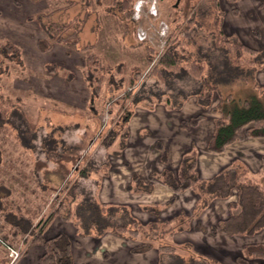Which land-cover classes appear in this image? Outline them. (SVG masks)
Segmentation results:
<instances>
[{
  "label": "rangeland",
  "instance_id": "374dc122",
  "mask_svg": "<svg viewBox=\"0 0 264 264\" xmlns=\"http://www.w3.org/2000/svg\"><path fill=\"white\" fill-rule=\"evenodd\" d=\"M122 3L123 0H0V186L9 189L8 193L0 190V206L5 212L28 214V197H24L38 186L29 171L63 162L72 175L60 192H49L52 202L47 209L51 213L58 207L62 217L75 211L77 220L81 207L82 219L77 227L81 232L99 234L94 204L102 203L99 191L111 163L104 142L122 137L126 115L134 105H179L196 95L203 80L188 73L187 62L193 60L203 62L205 69L207 62L212 70L220 69L218 73L210 69L205 78L218 87L216 103L219 95L231 93L239 100L258 94L256 71L264 65L255 68L242 62L238 55L243 50L237 45L233 48L229 41L260 49L254 41H264V0H243L241 4L226 0H133L131 16L129 10L122 9ZM53 10L51 18L55 21L79 18V49L56 44L50 52L39 51L37 41L44 33L34 18ZM225 20H230L227 30ZM164 25L168 31L163 34ZM220 28L224 29L222 36ZM141 35L145 38L141 39ZM8 43L16 51L9 49ZM91 45V50L83 49ZM169 47L177 54L180 68L173 71L160 66L154 70ZM90 52L104 63L100 84L86 75ZM54 62L61 67L57 73L46 69L48 63ZM70 73L72 80L68 79ZM134 81L137 84L130 89ZM119 150L120 143L112 148L115 153ZM83 170L88 176H80ZM30 201L40 206L45 202L35 197ZM105 209L113 225L137 227L131 208L109 203ZM132 211L138 212V207ZM147 217L155 220L152 215L145 216L144 222ZM84 223L93 226L86 229ZM0 225V236L11 234L12 225L2 212ZM166 227V223L164 228L162 223H151L146 231L143 229L146 234L135 240L153 241L156 245L174 243ZM8 239L16 246L24 241L14 240L11 235ZM175 243L176 253L164 254L162 264L199 262L185 258L186 247ZM0 259L8 264L7 249L1 244ZM202 264L212 263L203 260Z\"/></svg>",
  "mask_w": 264,
  "mask_h": 264
},
{
  "label": "crops",
  "instance_id": "0c3cea01",
  "mask_svg": "<svg viewBox=\"0 0 264 264\" xmlns=\"http://www.w3.org/2000/svg\"><path fill=\"white\" fill-rule=\"evenodd\" d=\"M242 2L243 0L238 3ZM227 21L230 20H225V30ZM240 27L238 23V28ZM254 43L258 48L264 47V41ZM210 69L212 70V67L207 62L205 78ZM212 71L218 73L220 69ZM256 74L259 83L264 85V68L258 69ZM200 113L205 114V118L196 126L190 128L181 126L183 120H189ZM218 117H220L218 112L203 109L198 104L196 95H190L179 105L164 103H155L151 106L139 103L134 105L130 114L126 115L122 137H118L108 147L106 156L110 157L111 163L105 172L99 196L102 203L131 208V214L135 215L136 221L143 223L145 231L151 223L153 225L162 223L163 228L166 223L165 231L169 229L174 231L172 240L180 243L181 247H186L185 258L199 260L197 264H202L203 260L212 264H240L238 257L243 246L251 242H264V229L254 236L211 233L213 224L230 215L229 202L237 201V193L234 192L229 199L214 198L201 211L198 209L199 193L193 190L176 193L159 178L166 167L177 172L182 157L194 150L198 155L197 170L200 178L204 180H210L228 171L236 175L243 172L254 175L259 171L264 158V137H245L231 143L223 151H212L208 148ZM157 141L162 142L168 151L167 163L163 161L160 151L155 146ZM119 143L121 150L113 152L112 148ZM134 172H137L144 181L153 183L152 192L126 190V185L132 181ZM28 175L31 179L34 176L32 180L38 185L36 189L28 187L30 196L24 197L25 199L28 197V215L34 219L35 224L43 215L50 213L47 209L48 203L52 202L49 192L54 193L63 189L66 179L72 174L62 162L57 163L55 167H40L36 172L31 169ZM173 196H177L175 202L163 207L162 205ZM30 197L41 198L45 202L40 206L32 203ZM74 204L75 202H72V206ZM135 207H138V212L132 211ZM52 212L46 217L48 218ZM151 215L155 220L147 217V221L144 222L145 216ZM74 217L73 215L72 219L67 220L62 218L61 214L56 215L44 232L46 238H52L61 232L69 235L72 240L74 264H162L164 253L158 249L133 253L132 248L141 242L135 240V237L131 239L129 235L121 236L111 231L102 234L95 231L81 232L77 227L79 219L76 220ZM0 227L2 228V225ZM167 234L170 235L168 232ZM24 248V255L16 264H39L44 246L29 240L28 243H24ZM259 261L264 262L252 259L250 264H258Z\"/></svg>",
  "mask_w": 264,
  "mask_h": 264
},
{
  "label": "trees",
  "instance_id": "16d2710c",
  "mask_svg": "<svg viewBox=\"0 0 264 264\" xmlns=\"http://www.w3.org/2000/svg\"><path fill=\"white\" fill-rule=\"evenodd\" d=\"M226 1L238 3L241 0ZM132 2L133 0H123L121 4L123 10H129L128 14L130 16L133 12L132 9L130 10ZM216 6H219L218 2ZM55 11L56 10L49 13L38 14L34 18L44 33V36L37 41L39 51L42 53L50 52L54 49L56 44H64L73 49H79L80 32L82 30V25H78L79 18L75 17L65 22L55 21L51 18ZM42 17H46L48 20L44 22ZM219 33L220 36L224 35V29L220 28ZM167 38L170 39L171 35L167 36ZM229 43L233 48L237 45V47L243 50V54L239 53L238 55L242 62L254 67L264 65V47L256 49L240 42L232 44V42L229 41ZM7 47L12 51H16V48L10 43L7 44ZM93 47L94 45L85 46L83 49L91 50ZM86 62L88 66L86 72L88 79L91 81L94 80V82L97 81L100 84L102 82V74L100 72L103 70L104 64L101 57L90 52ZM151 62L152 61H150V63ZM160 66L173 71H177L180 68V61L174 49L169 47L163 52L155 63L154 70L156 69L157 71ZM60 68L61 67L55 62L46 65V69L51 73H57ZM187 70L193 78L203 80L200 91L195 92L198 104L203 109H212L220 114V117L215 120L216 128L208 144L210 150L223 151L231 143L245 137H264V85L256 84L255 86L257 87L258 94H254L250 98L236 100L232 94L226 96L219 95L220 100L216 103L218 87L211 80L205 79L204 63L195 60L187 62ZM72 78L73 74L70 73L68 79L72 80ZM136 84L137 82L134 81L129 87L133 88ZM203 118H205V114L200 113L191 117L189 120H183L181 126L184 128L196 126ZM105 142L104 145L110 147L114 141H108L106 144ZM155 146L160 151L163 161L167 163L168 151L166 147L159 141L156 142ZM197 156L196 150L185 154L182 157L178 171L175 172L166 167L159 176L160 180L171 187L176 193H183L187 190H193L199 193L200 201L198 209L201 211H203L214 198L229 199L234 192L237 193V201L229 202L230 215L224 219L218 220V222L212 225V235H217L218 232H224L228 235L254 236L263 230L264 158L259 171L254 175H250L246 172L236 175L228 171L222 172L210 180H204L200 178L197 170ZM86 173L87 171L83 170L80 174L86 177L88 176ZM152 189L153 183L144 181L137 172L133 173L132 181L126 185V190L129 192L150 193ZM0 190L2 192L5 190L8 193L7 190L9 189L3 185L0 186ZM176 198L177 196H173L162 206L166 207L171 205L175 202ZM96 204H94L93 213L96 216L95 223L98 224L96 226L99 230V234L112 231L118 235H129L133 238L138 237L140 234H146L143 232L145 226L140 221L135 220L134 225L137 227L134 229L128 227L127 224L113 225L111 222L112 220H107L104 212L108 204ZM1 208L0 206V212L4 214L5 220L8 221L13 228L11 234L3 236L4 240L11 242L8 239V236L11 235L13 239H23V243H28L30 240L33 243L43 245L44 253L39 259V264H74L71 250L72 240L66 232H61L52 238H46L44 236L47 225L54 216L60 214L59 210L54 211L48 218H43L38 223L34 224V219L22 211L16 214L11 213V211L5 212ZM111 208H113V206ZM80 211L81 207L77 213L79 215L78 219H82ZM73 215H76L75 211L73 212L70 210L68 215L62 218L70 220L73 218ZM131 218L135 219L132 215ZM91 226L90 224L84 223L86 229L91 228ZM166 232L170 233V236L174 233L173 229H169ZM177 246L175 242L156 245L153 241H141L132 248V252L144 253L156 248L161 253H169L172 255L176 253ZM177 257H179L181 262H184L180 255ZM252 259L264 260V242H251L243 246L242 253L238 257V262L240 264H250ZM0 263L4 264L5 261L0 259ZM258 264H264V262L261 261Z\"/></svg>",
  "mask_w": 264,
  "mask_h": 264
},
{
  "label": "built area",
  "instance_id": "2783aa9c",
  "mask_svg": "<svg viewBox=\"0 0 264 264\" xmlns=\"http://www.w3.org/2000/svg\"><path fill=\"white\" fill-rule=\"evenodd\" d=\"M161 29H162L161 32L164 34L168 31V26L164 25L162 26ZM140 38L144 39L145 37L141 35ZM0 244L3 245L7 249L8 258H9L8 264H16L21 259L25 251V248L23 245L24 243H20L19 246H16L12 244L11 242L4 240L2 236H0Z\"/></svg>",
  "mask_w": 264,
  "mask_h": 264
}]
</instances>
